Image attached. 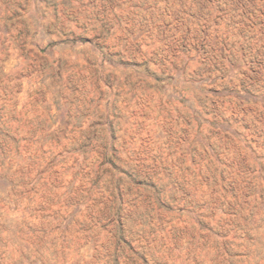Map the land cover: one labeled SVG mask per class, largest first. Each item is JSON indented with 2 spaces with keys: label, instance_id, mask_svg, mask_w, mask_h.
<instances>
[{
  "label": "rangeland",
  "instance_id": "rangeland-1",
  "mask_svg": "<svg viewBox=\"0 0 264 264\" xmlns=\"http://www.w3.org/2000/svg\"><path fill=\"white\" fill-rule=\"evenodd\" d=\"M0 264H264V0H0Z\"/></svg>",
  "mask_w": 264,
  "mask_h": 264
}]
</instances>
